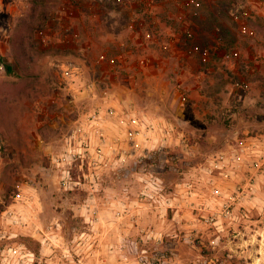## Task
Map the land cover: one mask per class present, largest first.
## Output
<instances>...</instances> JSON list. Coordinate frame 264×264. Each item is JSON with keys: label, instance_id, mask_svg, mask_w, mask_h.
Instances as JSON below:
<instances>
[{"label": "rangeland", "instance_id": "obj_1", "mask_svg": "<svg viewBox=\"0 0 264 264\" xmlns=\"http://www.w3.org/2000/svg\"><path fill=\"white\" fill-rule=\"evenodd\" d=\"M1 59L0 249L38 232L41 264H264V0H0ZM221 152L230 178L184 177ZM182 180L218 190L186 225L163 200Z\"/></svg>", "mask_w": 264, "mask_h": 264}, {"label": "crops", "instance_id": "obj_2", "mask_svg": "<svg viewBox=\"0 0 264 264\" xmlns=\"http://www.w3.org/2000/svg\"><path fill=\"white\" fill-rule=\"evenodd\" d=\"M194 170V172L192 171ZM195 169H191V171L189 172V174H185L184 177H188L190 175H193L192 173H197V175H199V173L202 174V177L204 180H206L207 175L205 173L206 172V168L204 167L202 169V171H198ZM188 179V178H187ZM185 179V181L190 182V180ZM188 182H184V180H182V182L180 184H176L175 189L173 191V193H170L172 195H168L165 194L163 195V200L164 202L168 205V207H174L175 209V213H176V218L178 219L180 224H185L183 223V219H187V221L189 222L188 217H190L189 215L186 214V212L184 211L185 209L190 208L191 206L196 207L197 205H201V206H208L210 205V203L215 202L214 200V196L211 193V187L205 186L204 189L200 188V186H195L194 185H190V183ZM187 186V187H186ZM210 189V190H209ZM22 197L18 194L14 197V204H11L10 207H6V209L4 211H2V216L6 215L7 213L11 212L12 209L14 207L18 206V203L20 202V199ZM38 205V204H37ZM39 207V206H38ZM2 218V217H1ZM101 219V218H100ZM8 223L11 222V219H5ZM8 234L9 236H7V240H11L13 239V237L15 236V233H8V231H5V235ZM5 235L1 236L4 237ZM50 237L49 234H43L41 235L40 233L37 232L36 235V239L39 241L38 244V252L34 253L35 255V262L34 264H41V262L44 260L45 263H49L52 258L50 256L51 251H53V249H51V244L50 242H48V238ZM51 239V237H50ZM79 245V244H78ZM13 246V245H12ZM7 247L9 246H5L2 249H0V264H1V254L3 252V250H5ZM72 247V246H71ZM71 247H67L63 254L62 257L64 258V262H66V264H77L76 260H75V256L73 255V247L71 249ZM117 248V247H114Z\"/></svg>", "mask_w": 264, "mask_h": 264}, {"label": "built area", "instance_id": "obj_3", "mask_svg": "<svg viewBox=\"0 0 264 264\" xmlns=\"http://www.w3.org/2000/svg\"><path fill=\"white\" fill-rule=\"evenodd\" d=\"M180 18V17H179ZM189 36H191V34L188 33ZM234 56H236V54H233ZM226 59L231 58V54H226L225 55ZM96 63L98 65H101L103 63H106L108 65H112L114 63V59H107L105 57V55H99L96 59ZM59 72L61 75V78L68 80V79H72L73 77L78 78L81 75V70L78 66H76L74 63L72 62H64L59 66ZM236 85H240V84H236ZM242 85V84H241ZM240 85V86H241ZM239 86V87H240ZM113 113V111H111ZM101 117V111L100 110H96V112H93L92 114H90V118L91 121H96ZM131 124L135 125L137 123L136 119L132 116L131 118ZM118 129V127H117ZM147 129H148V134L151 132V130L153 129V126L151 124H147ZM130 134H132L131 137H133V132H130ZM162 142H164V140H162ZM241 148H246L245 145H240ZM244 149H242L243 151ZM261 157V156H259ZM209 163V166L206 165V172L208 174V176L211 177V174L213 173V171H217L219 176L222 177L223 179H228V177L230 178V175L232 173V171L229 169L230 167V161L228 156L221 152L218 155H216V157H213L212 159H208L207 160ZM262 163L263 161L260 162V166L262 167ZM232 166V165H231ZM214 181V180H213ZM212 181V184H213ZM216 186H211V193L213 195H215V193H217V189L215 188ZM11 219L12 223H17L16 220L14 219V216L9 215L8 216ZM35 262V255L33 252H31L27 247H25L24 245H14V246H9L7 247L5 250H3L2 254H1V264H34Z\"/></svg>", "mask_w": 264, "mask_h": 264}, {"label": "trees", "instance_id": "obj_4", "mask_svg": "<svg viewBox=\"0 0 264 264\" xmlns=\"http://www.w3.org/2000/svg\"><path fill=\"white\" fill-rule=\"evenodd\" d=\"M0 63L4 67L5 73L7 75H13L14 74L13 71H12V67L9 64H7L6 62H3L2 59L0 60Z\"/></svg>", "mask_w": 264, "mask_h": 264}]
</instances>
